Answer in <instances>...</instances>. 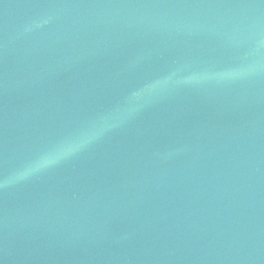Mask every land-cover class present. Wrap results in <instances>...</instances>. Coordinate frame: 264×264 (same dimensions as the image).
Masks as SVG:
<instances>
[{
	"label": "water",
	"instance_id": "water-1",
	"mask_svg": "<svg viewBox=\"0 0 264 264\" xmlns=\"http://www.w3.org/2000/svg\"><path fill=\"white\" fill-rule=\"evenodd\" d=\"M0 264H264V0H0Z\"/></svg>",
	"mask_w": 264,
	"mask_h": 264
},
{
	"label": "clouds",
	"instance_id": "clouds-1",
	"mask_svg": "<svg viewBox=\"0 0 264 264\" xmlns=\"http://www.w3.org/2000/svg\"><path fill=\"white\" fill-rule=\"evenodd\" d=\"M152 86H149V90ZM141 93L134 92L131 97L128 99V110L131 111L134 109V106L140 101ZM120 111L117 110L111 116L101 117L96 124L82 131L77 137L67 139L60 144L54 146L50 151L41 155L37 160L33 161L29 170H39L48 165L57 163L62 157L70 155L77 151L84 144L88 143L90 140L99 136L107 128L112 127V121H116L120 118ZM26 173H22L24 175Z\"/></svg>",
	"mask_w": 264,
	"mask_h": 264
}]
</instances>
